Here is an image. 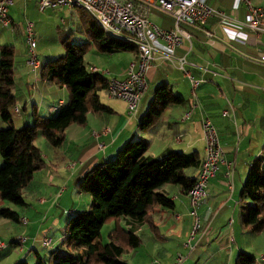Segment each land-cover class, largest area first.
I'll return each instance as SVG.
<instances>
[{"label": "crops", "instance_id": "crops-1", "mask_svg": "<svg viewBox=\"0 0 264 264\" xmlns=\"http://www.w3.org/2000/svg\"><path fill=\"white\" fill-rule=\"evenodd\" d=\"M248 1L253 6L263 7L260 0ZM204 2L223 13L227 22L222 24L220 20L210 18L203 29H188L190 40L174 52L175 58H186V71L195 80L201 81L198 88L192 92L191 82L186 73L177 68L176 63L157 61L148 70V90L133 115L127 113L123 101L109 98L105 90L99 92V99L112 113H88L85 125H71L65 130L64 142L58 148L48 147L42 139H37L36 145L42 152L46 168L36 173L23 191L26 205L11 209L18 213L19 221L12 222L0 218V241L8 245L0 251V264H15L24 260L22 256L34 249L35 243L46 237L40 240L31 238L40 234L38 221L42 222L47 218L27 201L34 199L37 205L42 204L43 196L37 198L38 195L56 194L57 191H65L70 187L76 191L77 201L81 204L79 211L88 210L90 199L77 190L76 184L88 170L113 159L121 147L133 140L148 142L146 155L150 158H162L167 153L176 151L197 152L202 159L204 141L200 123L204 116L209 117L216 127L220 142L227 149L226 160L233 163L231 189L223 178L225 168L222 167L219 173L210 179V189L199 210L202 217L210 212L209 222L205 223L204 230L197 235L194 249L189 251L182 246L192 224L188 198L179 187L164 186L161 192L173 202L174 207L155 210L153 222L157 227L156 231L149 229L143 222L127 218L121 222L125 230L135 232L143 240L140 247L126 250V256L130 257V260L124 256L122 260L127 264H173L176 257L186 251L181 264H234L238 253L243 252L253 256L256 264H264V261L259 260V257L264 255V231L256 235L248 233L244 229L241 209L237 204L249 164L264 155V32L255 34L247 29L244 25L247 9L240 0ZM9 14L12 17L10 11ZM12 19L11 28L2 27L0 30V46L7 45L3 43L15 42L11 36L15 35L20 26L14 23L13 17ZM158 21L162 27H172L173 24L167 17H159ZM135 60V51L99 54L91 49L84 56L88 70L93 72V69H96L97 73L107 71L108 74L103 75L106 79L121 77L126 67ZM37 78L39 80L34 85V78L27 66L26 46L25 52L17 54L15 63L13 92L16 96V107L20 109L19 115L12 111L16 128L32 122V106L36 107L40 115L51 117L58 112V102L65 103V87H57L42 80L40 71ZM163 83L182 97L183 103L165 108L160 122L142 132L138 125L147 110L149 94ZM188 112L190 116L182 120ZM13 116H17L16 121ZM3 127L0 123V128ZM103 128L108 129V133L103 138L105 148L100 150L91 133ZM199 168L193 172L195 178ZM262 170L264 171V163ZM60 194L58 196H61ZM4 206L10 209L8 204ZM75 213L71 212V215ZM176 215L179 220L175 218ZM22 218L27 219V224L20 222ZM68 218L69 216L63 218L64 222L60 221V228L47 235L53 242L52 252H62L65 249L62 243L66 238L65 226ZM113 229L114 223H108L103 226L101 234L106 230L108 236ZM236 232L246 236V241L239 244L235 237ZM23 235L26 241L20 246L14 239ZM230 237H234V245L230 244ZM102 239L107 242L104 235ZM31 241L35 242L31 244L32 247L28 246ZM48 254L46 249L41 256L48 259ZM34 260L33 258L29 262L33 263Z\"/></svg>", "mask_w": 264, "mask_h": 264}, {"label": "trees", "instance_id": "trees-1", "mask_svg": "<svg viewBox=\"0 0 264 264\" xmlns=\"http://www.w3.org/2000/svg\"><path fill=\"white\" fill-rule=\"evenodd\" d=\"M83 13L89 16L86 12ZM87 42L73 45L63 40L64 53L43 64L40 78L57 87H65V103L51 117L40 115L31 107L32 122L16 128L12 111L16 107L13 92L16 49L0 46V218L19 221L18 213L4 206L24 207L23 191L34 175L46 168L37 139H43L51 148L64 142V132L71 125L83 126L88 113L110 114L112 111L100 102L99 92L108 83L102 74L90 72L84 61L93 49L99 54L135 51V47L120 39L108 38L89 16L85 28ZM183 98L163 83L149 94V104L141 116L139 129L144 132L160 122L165 108L179 106ZM148 142L133 140L121 147L115 157L88 170L76 184L77 190L90 199V207L71 215L65 226L64 251H48L50 258L35 254L34 262L19 260L15 264H127L122 260L126 250L143 244L142 238L121 226L123 219L145 223L156 231L153 213L157 208L173 209V202L161 192L173 185L185 193L193 184L202 159L197 152L172 151L162 158L146 155ZM264 155L255 158L238 195L244 229L253 235L264 231ZM114 223V229L103 242L101 230ZM83 248H85L83 250ZM234 264H256V259L239 252Z\"/></svg>", "mask_w": 264, "mask_h": 264}, {"label": "built area", "instance_id": "built-area-1", "mask_svg": "<svg viewBox=\"0 0 264 264\" xmlns=\"http://www.w3.org/2000/svg\"><path fill=\"white\" fill-rule=\"evenodd\" d=\"M17 0H0V25L9 27L13 19L9 14L10 7ZM247 9L244 25L249 31L259 34L264 32V8L253 6L248 0H240ZM78 8L86 12L100 27L108 38L120 39L135 47L136 60L130 63L121 77L108 79L106 92L111 99L121 100L126 105L129 115L136 113L139 104L148 90V70L157 61L176 63L178 69L184 71L191 82L192 92L198 88L201 81L195 80L186 71L188 62L185 57L175 58V50L190 40L188 29H203L210 18H216L223 24L227 22L225 15L205 4L204 0H38V9ZM151 17H167L172 21V27H162ZM62 23L64 21L62 20ZM25 42L27 46V66L33 76V84L39 80L37 74L41 63L36 53L37 42L34 36V24L26 20L23 24ZM211 36L209 33L207 34ZM96 72V69H93ZM108 74L107 71L100 73ZM34 89V88H33ZM63 101L57 106L61 107ZM16 115L20 114L18 107L14 108ZM226 114V112H223ZM190 112L182 120H186ZM202 139L204 141L203 158L197 177L191 187L185 192L188 198L189 215L192 224L185 235L182 246L191 251L196 246L197 235L204 230L209 222L210 212L201 216L199 212L207 196L210 179L214 178L222 167L225 168L223 178L231 189L233 177V163L226 160L227 149L221 144L218 131L209 117L204 116L200 123ZM108 129L93 131L91 135L97 141L100 150L105 148L103 138ZM262 156V155H260ZM179 220V216H175ZM27 224V219H20ZM230 244L234 245V238L230 237ZM26 241L24 236L14 239L22 246ZM44 249H53L52 239L48 236L41 240ZM7 244L0 241V251L7 248ZM66 252L67 249L65 248ZM184 256L178 255L173 264H181ZM264 261V255L259 257Z\"/></svg>", "mask_w": 264, "mask_h": 264}, {"label": "rangeland", "instance_id": "rangeland-1", "mask_svg": "<svg viewBox=\"0 0 264 264\" xmlns=\"http://www.w3.org/2000/svg\"><path fill=\"white\" fill-rule=\"evenodd\" d=\"M37 1L38 0H17L10 7V13L14 18V23H18L20 27L15 31V35L13 37L11 36L12 41H15L14 44H3L14 46L16 49V54L25 52L26 42L23 24L26 20H30L34 24V36L37 42L36 53L41 64H43V62L46 63L49 60H55L64 53L63 40L65 38H67L69 43L73 45L82 44L88 41L85 28L88 25L89 16L85 15L82 10L78 8H62L53 11H40L38 9ZM260 2H262L264 7V0H260ZM151 19L158 25H160L158 18L151 17ZM62 20L64 21V23H62ZM1 29L2 26L0 25V30ZM127 52L131 53L132 51ZM103 94L104 93H102L101 95L102 98ZM13 117L14 121H16L15 119L17 116ZM42 141L44 140L42 139ZM36 144H38V141ZM209 187L207 188V192L210 189ZM236 191L238 192V190ZM58 194H60L61 196H58ZM40 196H43L44 199V202L42 204L37 205V201H35L34 199H28L29 201H27L30 203L31 207L34 206V209H36V211H38L40 214L45 215V218H47L45 221H38L40 234L39 236L31 237L35 239L37 238V240H40L42 237L47 236L49 233L58 230L61 224L60 221L62 220V222H64L63 218H66L67 216L70 217L71 212H81L79 211L81 209L78 208H82L81 204L77 201L76 191H73V189L70 187L65 191H57L56 194L43 193L42 195H38L37 198H39ZM8 205L10 206V209H13V207H17L10 203H8ZM105 231L106 230H103L102 235L107 238V234ZM235 237L239 244L246 241V236H242L238 232L235 233ZM33 243L35 242L31 241L30 243H28V246H31V244ZM35 245L36 247H34V249L31 248L32 250L29 253H25V256H22V259H25L29 262L35 257V252H38L40 255L44 254L46 249L42 247L41 242H37L35 243ZM186 253V251H182L180 255L185 257ZM126 255L127 253H125L123 256L127 260H130V257H127Z\"/></svg>", "mask_w": 264, "mask_h": 264}]
</instances>
